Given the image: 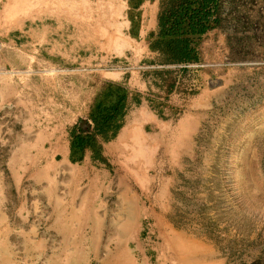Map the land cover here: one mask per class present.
<instances>
[{"label": "rangeland", "instance_id": "obj_1", "mask_svg": "<svg viewBox=\"0 0 264 264\" xmlns=\"http://www.w3.org/2000/svg\"><path fill=\"white\" fill-rule=\"evenodd\" d=\"M136 1L0 0V264H264V0L169 92ZM108 83L140 104L72 162Z\"/></svg>", "mask_w": 264, "mask_h": 264}, {"label": "trees", "instance_id": "obj_2", "mask_svg": "<svg viewBox=\"0 0 264 264\" xmlns=\"http://www.w3.org/2000/svg\"><path fill=\"white\" fill-rule=\"evenodd\" d=\"M152 1V0H150ZM143 0H137V12ZM158 11L155 29L147 35V48L154 55L153 65L159 75H169L167 92L175 83V74L187 72V66L197 62V49L201 39L210 31L220 28L226 11L230 15L237 0H157ZM131 9V7H129ZM130 35L139 28V14L127 16ZM235 20V17H231ZM170 67V68H169ZM169 69H173L172 71ZM173 75V76H171ZM167 78V77H166ZM130 103L140 99L120 84L108 83L102 89L88 115L89 129L77 126L70 130V160L80 162L86 150L93 158L101 159V144L113 140L123 125Z\"/></svg>", "mask_w": 264, "mask_h": 264}, {"label": "crops", "instance_id": "obj_3", "mask_svg": "<svg viewBox=\"0 0 264 264\" xmlns=\"http://www.w3.org/2000/svg\"><path fill=\"white\" fill-rule=\"evenodd\" d=\"M110 2H117L119 0H109ZM123 0H121L122 3ZM127 9V3H124V10ZM158 11V2L157 0H143L141 5L139 6L137 12L139 14V37L142 39L144 35H146L148 32L153 31L156 26V15ZM121 14L117 15L116 19L118 20ZM126 18V17H124ZM123 19V17H122ZM107 23L111 24V21H108ZM105 24V23H103ZM129 24L128 21L126 23L123 22V25L127 27ZM147 49L145 48V51Z\"/></svg>", "mask_w": 264, "mask_h": 264}]
</instances>
